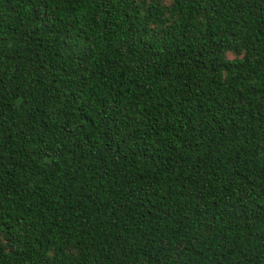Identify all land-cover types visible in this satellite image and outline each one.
<instances>
[{"label":"trees","instance_id":"trees-1","mask_svg":"<svg viewBox=\"0 0 264 264\" xmlns=\"http://www.w3.org/2000/svg\"><path fill=\"white\" fill-rule=\"evenodd\" d=\"M0 264H264V0H0Z\"/></svg>","mask_w":264,"mask_h":264}]
</instances>
